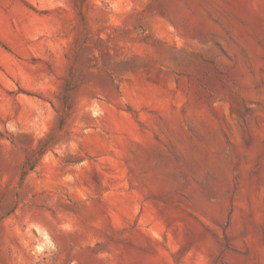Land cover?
Masks as SVG:
<instances>
[{
  "label": "rangeland",
  "instance_id": "374dc122",
  "mask_svg": "<svg viewBox=\"0 0 264 264\" xmlns=\"http://www.w3.org/2000/svg\"><path fill=\"white\" fill-rule=\"evenodd\" d=\"M0 264H264V0H0Z\"/></svg>",
  "mask_w": 264,
  "mask_h": 264
}]
</instances>
